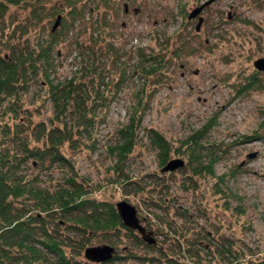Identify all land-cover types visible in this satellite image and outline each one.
<instances>
[{
  "label": "rangeland",
  "instance_id": "374dc122",
  "mask_svg": "<svg viewBox=\"0 0 264 264\" xmlns=\"http://www.w3.org/2000/svg\"><path fill=\"white\" fill-rule=\"evenodd\" d=\"M43 1L48 13L50 9L67 10L63 0ZM124 2L85 1L94 12L93 19L96 15L93 9L98 8L112 20L114 27L105 32L110 33L119 57L105 54L98 58L97 64L102 67L96 72L103 73L100 77L103 81L92 82L95 92L111 99L107 109L99 107L94 123L86 129L79 130L67 120L71 141L60 151L73 169L28 160L22 165V173L28 179L33 178L43 190L56 189L69 175L96 201L114 207L121 200L130 203L136 208L141 224L153 232L156 241L153 246L168 247L173 254L166 264H181L188 259L176 255L175 244L168 245V239L178 236L200 239L205 245L210 241L213 248L219 243L230 247L233 251L225 253L223 259L234 261V257H241L246 263L261 264L264 261V128L261 126L264 71H257L253 61L264 58V0H131L127 14L122 11ZM78 3L82 4V0ZM205 3L208 4L199 14L203 20L196 32L198 19L187 17ZM132 8L137 12L133 13ZM31 11L29 3H21L8 6L0 17V54L5 52L6 45L17 47L27 41L33 47L46 38L55 17L48 16L42 24L31 26L25 20ZM88 18L87 15L85 20L89 21ZM83 23H76L71 37L86 40L91 29H85ZM69 42L67 38L56 46L51 78L62 81L76 77L84 85V80L89 81L84 74L93 58L87 56L88 52L81 57L78 48ZM179 45L183 47L179 56L168 59L169 51ZM138 47L145 52L152 48L167 52L164 75L154 90L150 88V80L135 71ZM123 71L125 83L113 95L114 81ZM38 81L30 82L26 89L16 86L15 96L1 106L5 110L9 102L16 101V111L0 115V125H9L10 132L17 128L21 132L17 134L19 139L28 140L30 147L42 148L43 138L35 141L38 124L45 122L48 129L58 123L50 120L54 118L52 104L47 88ZM89 85L92 90V84ZM143 89L152 92L148 107L135 133L133 149L118 163L114 150L121 141L118 131L127 121L135 95ZM202 126H206L207 132L201 142L205 147L200 151L214 157L213 171L224 177L221 195L216 193L215 178L190 176L187 167L160 172L156 150L149 141V131L154 129L176 147ZM10 135L1 138L0 149L15 153L18 142ZM249 154L254 156L249 158ZM69 239L80 237L69 228ZM83 239H92L88 246H114L122 257L119 264H150L138 257L152 259L154 264L165 262L159 261V252L135 246L129 231L120 227L88 233ZM211 251L213 255L208 250L202 252L205 256L202 264L221 263L214 249Z\"/></svg>",
  "mask_w": 264,
  "mask_h": 264
},
{
  "label": "trees",
  "instance_id": "16d2710c",
  "mask_svg": "<svg viewBox=\"0 0 264 264\" xmlns=\"http://www.w3.org/2000/svg\"><path fill=\"white\" fill-rule=\"evenodd\" d=\"M78 1L63 0L62 4L67 8L65 12L62 9L60 11L50 9L48 13L45 1L41 3V0H0V17L6 13L8 6L29 3L32 11L25 20L31 26L42 24L48 16H54L55 22L60 16L56 29L52 31V25L41 43L33 47L27 41L21 42V45L17 47L6 45L5 52L0 54V115L16 111V101L9 102L5 110H2L1 106L8 98L15 96L18 91L17 85L26 89L30 82L39 79L38 82L47 88L48 99L52 104L54 118L50 120L58 123L48 129L45 122L38 124L39 132L35 141L39 142L43 138L42 148L40 146L30 147L28 140L19 139L17 134L21 132L17 128H13L10 132L9 125L5 123L4 126L0 125V147L1 138L8 133L18 142L15 153L0 149V264H119L122 257L116 252L110 260L101 263L89 262L82 256L84 248L92 242V239H83L88 233L107 232L117 227L129 231L134 238L135 246L159 252L161 257L159 261L164 260L166 264L167 260L173 256L169 253L168 247L159 249L154 247V244L144 242L135 231L123 225L116 207L88 197L82 186H79L73 178H69V175L56 189L47 191L38 187L33 178L28 179L22 173V165L28 160L39 161L41 164L58 165L67 170L73 169L66 155L60 151L66 142L71 141L72 132L69 130V119L72 125L79 130L86 129L94 123L97 109L100 107L106 110L111 100L108 95L95 92L92 82L103 81L100 78L103 73L96 72L97 68L102 67L97 64L98 58L100 59L105 54L119 57V50L112 44L110 33L105 32L114 25L112 20L107 18V14L99 12L98 8L93 9L96 14L93 19L94 12L85 3L88 0H82V4ZM100 2L103 4L105 0H100ZM87 15L89 21L85 20ZM77 22H84L83 27L91 29L86 40L71 37ZM67 38H70V45L78 48L81 57L88 52L87 56L91 55L93 58L91 67L84 74V78L89 80L88 82L84 80V85L80 83V80L77 82L76 77L62 81L57 79L55 81L51 78L54 72L55 48ZM180 45L169 51L168 59L179 56L183 50ZM155 49L152 48L151 51L145 52L144 48L138 47L136 51L135 71L140 77L150 80L149 85L152 90L164 75L163 67L167 54L162 48L156 51ZM116 60L117 58H113V61ZM124 73L125 71L115 79L113 95L125 83ZM89 83L92 84V90ZM151 94L152 92L143 89L135 95L134 103L127 112V121L118 131L121 141L114 147L118 163L125 159L133 149L136 140L135 133L141 127ZM261 126L264 128V116ZM206 132V126H202L187 135L176 147H173L161 133L154 129H151L148 135L152 147L156 150L160 169L170 159H174L171 158L172 155H181L183 158L180 159L183 160L184 166L180 169L187 167L190 170V176L215 178L216 193L221 195L224 194L221 186L224 177L214 173V157L201 153L205 147L201 142ZM203 158L208 159L203 162ZM116 171H120L119 166ZM69 228L80 239H69ZM168 240V245L175 244L178 250L176 255L179 258H188L181 264H202L205 258L202 252L208 250L213 255L214 252L211 251L213 249L221 258L217 260L221 262L219 264H253L251 261V263H246L241 257L236 259L234 257V261H229L226 257L223 259L225 253H231L233 250L220 243L218 247L213 248L210 241L205 245L200 239H180L178 236L176 239ZM104 241L107 240L101 239V242ZM196 246H200L201 250H196ZM138 258L144 263L149 261L150 264H154L152 259ZM261 264H264V261Z\"/></svg>",
  "mask_w": 264,
  "mask_h": 264
},
{
  "label": "water",
  "instance_id": "95a60500",
  "mask_svg": "<svg viewBox=\"0 0 264 264\" xmlns=\"http://www.w3.org/2000/svg\"><path fill=\"white\" fill-rule=\"evenodd\" d=\"M208 3H205L197 8H195L192 12L189 13L188 19L196 18L198 19L197 24L195 26V30L198 31L203 17L200 16V12ZM60 22V16H58L52 26V31L56 29ZM253 67L258 71H264V58H257L253 61ZM254 154H249L247 157L251 158ZM184 166V162L180 158L170 159L161 169V172H171L175 169ZM116 211L123 223L124 226L136 231L140 234L141 239L148 244H155V238L153 237V232L147 230L140 222L137 216L136 208L130 203L121 200L115 205ZM115 249L113 246L109 244H101V245H92L87 246L83 250L84 258L93 263H101L110 260L113 257Z\"/></svg>",
  "mask_w": 264,
  "mask_h": 264
},
{
  "label": "flooded vegetation",
  "instance_id": "af4514ba",
  "mask_svg": "<svg viewBox=\"0 0 264 264\" xmlns=\"http://www.w3.org/2000/svg\"><path fill=\"white\" fill-rule=\"evenodd\" d=\"M129 4H131V0H125V2L123 3V13L124 14H127L130 11ZM132 12L136 13L137 9L136 8H132Z\"/></svg>",
  "mask_w": 264,
  "mask_h": 264
}]
</instances>
